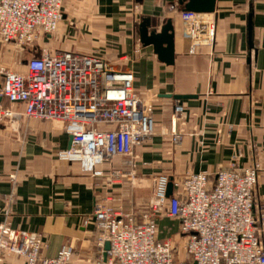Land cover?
Instances as JSON below:
<instances>
[{"label": "crops", "instance_id": "crops-1", "mask_svg": "<svg viewBox=\"0 0 264 264\" xmlns=\"http://www.w3.org/2000/svg\"><path fill=\"white\" fill-rule=\"evenodd\" d=\"M62 12L57 31L44 37L33 54L95 55L133 73L134 90L153 104L155 121L153 138L135 150L146 164L138 168L139 175L202 173L214 181L220 169L257 165L254 213L264 211V0H216L213 47L194 51L183 36L176 0H71ZM143 17L159 25L172 21L173 66L158 62L152 48L139 43ZM12 54L0 51V69H8ZM26 61H19L24 69ZM164 95L190 97L182 102L181 118L174 117L177 102ZM171 132L183 134L179 148L172 147ZM69 137L62 123L50 121L0 131V228L40 234L45 258L71 248L70 264H90L96 239L90 217L100 179L82 173L78 163L59 153L67 149ZM141 195L116 186L113 204L139 213L148 203ZM175 226L160 220L159 238L176 236ZM0 264L25 262L0 253Z\"/></svg>", "mask_w": 264, "mask_h": 264}, {"label": "built area", "instance_id": "built-area-1", "mask_svg": "<svg viewBox=\"0 0 264 264\" xmlns=\"http://www.w3.org/2000/svg\"><path fill=\"white\" fill-rule=\"evenodd\" d=\"M68 1L0 0V43L18 53L38 45L57 31ZM180 19L191 51L213 47L214 14L181 13ZM0 75V131L16 132L30 121L60 122L71 147L59 153L100 179L90 217L96 235L90 264H264V211L254 213L257 165L220 169L214 181L202 173H137L146 164L135 150L153 138L155 121L153 104L134 90L133 73L99 56L41 50L26 61L25 72L2 68ZM173 113L181 118L182 104ZM169 138L179 148L183 134L171 132ZM116 186L148 194L146 208L122 211L113 204ZM162 219L177 224L176 236L159 238ZM44 249L40 234L0 228V253L25 264H70L74 256L62 248L55 258H45Z\"/></svg>", "mask_w": 264, "mask_h": 264}, {"label": "water", "instance_id": "water-1", "mask_svg": "<svg viewBox=\"0 0 264 264\" xmlns=\"http://www.w3.org/2000/svg\"><path fill=\"white\" fill-rule=\"evenodd\" d=\"M216 0H176L182 13L196 14H213L215 10ZM249 37L251 38V24L248 26ZM139 43L143 47H151L158 62L173 66L174 64V28L171 20H166L159 25L155 21L143 17L137 29ZM167 99H172L178 104H182L183 100L190 99L187 96L164 95L161 96ZM71 147V137L67 149ZM172 186L169 184L167 196H171ZM109 250V244H105V251Z\"/></svg>", "mask_w": 264, "mask_h": 264}, {"label": "rangeland", "instance_id": "rangeland-1", "mask_svg": "<svg viewBox=\"0 0 264 264\" xmlns=\"http://www.w3.org/2000/svg\"><path fill=\"white\" fill-rule=\"evenodd\" d=\"M37 45H34L30 48H27L25 49L23 52H16L15 51L13 52V48L12 47H9V46H4L0 43V51L1 52H4L5 50H11L14 54H12L11 58L9 57V67L7 70H10V71H17V72H20V73H23L25 72V69L23 68L22 65L19 64V61L23 60V61H26V60H29L30 58L34 57L35 55L33 54L35 52V50L37 49L36 47ZM17 65V70H15V66ZM1 76V75H0ZM0 84H1V77H0ZM141 196H145L147 198H149L148 194H142ZM169 220V219H168ZM172 221V220H171ZM177 227V231H178V226L176 224ZM176 228H174V230L172 231L174 233ZM167 233H169V230L166 231ZM160 235V234H159Z\"/></svg>", "mask_w": 264, "mask_h": 264}]
</instances>
